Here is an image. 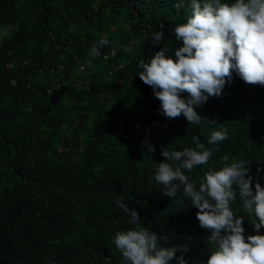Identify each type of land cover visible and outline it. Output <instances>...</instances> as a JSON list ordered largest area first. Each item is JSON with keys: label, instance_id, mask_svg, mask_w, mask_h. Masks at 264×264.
<instances>
[{"label": "trees", "instance_id": "16d2710c", "mask_svg": "<svg viewBox=\"0 0 264 264\" xmlns=\"http://www.w3.org/2000/svg\"><path fill=\"white\" fill-rule=\"evenodd\" d=\"M190 5L0 0V29L8 31L0 40V264H129L114 237L138 227L166 236L161 245L176 247L187 264H207L216 245L199 226L198 209L182 186L166 196L154 179L159 164L175 170L181 163L167 161L163 150L218 148L206 165L183 170L197 190L206 172L224 166V156L229 165L233 158L247 162L253 191L257 182L264 187V87L233 73L220 97L196 107L201 123L189 124L183 114L172 120L161 114L153 88L139 79V62L162 48L176 59L182 41L174 29L187 22ZM156 31L164 37L154 45ZM102 38L109 44L91 57ZM77 60L91 66L81 72ZM214 131L228 139L209 144ZM233 187L231 207L244 217V236L264 235V227L254 231L255 217ZM121 199L136 210L139 225L130 224Z\"/></svg>", "mask_w": 264, "mask_h": 264}, {"label": "clouds", "instance_id": "9594fccd", "mask_svg": "<svg viewBox=\"0 0 264 264\" xmlns=\"http://www.w3.org/2000/svg\"><path fill=\"white\" fill-rule=\"evenodd\" d=\"M180 9L182 4H176ZM191 15L187 22L175 27L177 40L182 47L175 50L173 59L162 48L145 63L141 60L138 67L139 79L153 88L155 97L161 102V114L169 120L183 114L189 124H200L202 117L196 107L207 102L209 97H220L226 84L233 79V73L246 84L264 87V0H235L223 3L222 0H191ZM163 28V25H161ZM164 37L163 31L152 35L153 44H159ZM109 44L102 38L90 51L91 57L100 55V48ZM132 41L131 45H135ZM131 45L124 51H131ZM107 59V56H105ZM79 70L91 66V61L80 63ZM187 93L188 98H182ZM215 122V121H210ZM139 126H137V130ZM228 139L226 131L211 133L209 144H219ZM145 143H147L145 141ZM197 148L204 145L197 143ZM215 150L197 151L186 148L183 151H162V156L179 161L175 170L169 163L158 165L155 181L164 186V195L175 196L183 187V194L191 198L198 209L196 219L202 229L210 235L208 241L216 245L207 264H264V235L244 236V217H237L231 205L239 198L246 212L255 217L252 222L256 233L264 227V187L259 182L253 191V177L244 160L227 163L228 157L221 158L220 170H209L196 189L183 170L191 172L195 167L206 165ZM155 148L148 147V153ZM262 169L258 168L257 173ZM173 181H179L173 185ZM123 212L130 216V224L139 225L141 218L135 209H130L123 200L117 201ZM161 241L167 237L144 227L119 231L115 234L114 244L129 264H187L183 256L176 257V247H163Z\"/></svg>", "mask_w": 264, "mask_h": 264}, {"label": "rangeland", "instance_id": "374dc122", "mask_svg": "<svg viewBox=\"0 0 264 264\" xmlns=\"http://www.w3.org/2000/svg\"><path fill=\"white\" fill-rule=\"evenodd\" d=\"M0 34H2V35H7V34H8V31L3 30V29H0Z\"/></svg>", "mask_w": 264, "mask_h": 264}, {"label": "built area", "instance_id": "2783aa9c", "mask_svg": "<svg viewBox=\"0 0 264 264\" xmlns=\"http://www.w3.org/2000/svg\"><path fill=\"white\" fill-rule=\"evenodd\" d=\"M1 38H2V34H0V40H1Z\"/></svg>", "mask_w": 264, "mask_h": 264}]
</instances>
